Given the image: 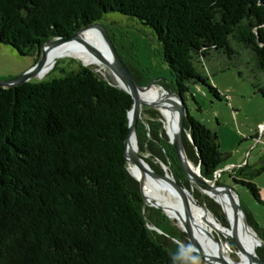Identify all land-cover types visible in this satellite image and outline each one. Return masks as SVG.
<instances>
[{
    "label": "trees",
    "instance_id": "16d2710c",
    "mask_svg": "<svg viewBox=\"0 0 264 264\" xmlns=\"http://www.w3.org/2000/svg\"><path fill=\"white\" fill-rule=\"evenodd\" d=\"M107 12L153 29L170 74L164 86L184 102L190 84L219 97L200 70L212 51L230 65L248 56L264 72V0H0V43L28 54L50 38L102 23ZM67 59L75 66L61 69L60 77L0 87V264H194L199 255L188 249L185 233L145 206L128 171L130 95L94 67ZM135 133L138 154L150 167L162 172L160 164L167 165L189 187L159 111L142 107ZM182 141L203 177L223 172L227 155L216 133L188 110ZM225 170L264 205L254 182L264 163ZM244 211L264 241V228ZM256 251L264 260V248Z\"/></svg>",
    "mask_w": 264,
    "mask_h": 264
},
{
    "label": "rangeland",
    "instance_id": "374dc122",
    "mask_svg": "<svg viewBox=\"0 0 264 264\" xmlns=\"http://www.w3.org/2000/svg\"><path fill=\"white\" fill-rule=\"evenodd\" d=\"M101 22L103 25L102 23L99 24L104 29L106 28L118 45L120 51V55H118L121 60L131 74L137 76L138 84L146 86L152 83V86L158 87L159 92L167 89L164 83L165 80L167 81L170 78L169 69L162 60L160 45L153 29L135 17L118 12L105 13ZM93 28L100 35L99 29L97 27ZM73 57L75 56L72 54L60 55L56 58L52 67L43 75H40L42 76L41 78L32 79L39 80L44 78L48 80L62 76L63 71L61 69L67 71L75 66L69 64L67 59ZM39 58L40 52L37 50L21 55L10 45L0 43V81L23 73L32 67ZM73 59L80 63L83 62L77 57ZM231 61L234 64H229L230 60L226 55L216 51L210 52L200 70L207 83L217 89L219 97L214 96L206 85L201 83L190 84L186 93L185 105L191 116L202 121L216 133L219 149L227 155L226 166L230 165L229 163L239 164L243 159L247 160L249 164L260 166L264 163V154H262L264 152V131L260 127L264 123V97L256 91L253 85L264 90V72L258 70L254 61L248 56L235 58V60L233 58ZM55 64H57L56 67L51 70ZM85 66L94 67L102 78L115 85L114 76L107 67L101 64H85ZM158 82H162V84ZM163 128L166 130L164 119ZM255 135H258L259 142L257 144H255L253 139ZM260 136L261 138L259 139ZM190 162L192 163V161ZM169 170H171L170 167H167L168 172ZM221 172L219 177H217L219 184L232 186L240 199L242 207L253 216L258 227L264 228V206L252 198L245 186L235 184L224 167ZM258 181L264 182V172H261L255 178V184ZM192 186L196 201L204 204L217 222L228 226V219L219 204L212 197L202 193L196 186ZM186 188L190 190V185ZM261 199L264 200L263 198ZM209 203H211L213 209L207 206ZM144 204L147 207L156 208L146 204L145 201ZM159 210L163 213L161 209ZM163 214L165 215V213ZM168 219L172 225L179 228L173 218ZM213 233L218 241L222 240L224 242L225 239L221 233L216 231H213ZM227 240L231 248H236L231 238L228 237ZM189 246L190 244L188 243ZM230 257L234 261L237 260V256L233 252L230 253Z\"/></svg>",
    "mask_w": 264,
    "mask_h": 264
},
{
    "label": "water",
    "instance_id": "95a60500",
    "mask_svg": "<svg viewBox=\"0 0 264 264\" xmlns=\"http://www.w3.org/2000/svg\"><path fill=\"white\" fill-rule=\"evenodd\" d=\"M97 27L100 31V35L107 47V50L109 51V56H105L104 54L96 51L92 46H90L87 42H83L82 38L80 37V34L82 31L88 29ZM80 41L85 45L86 50L91 53L95 58L97 59V62L105 67H107L114 78H118L121 81V85L115 84L118 88L124 90L127 92L132 100L131 106L127 110V119H128V131H127V137L124 140V158L125 161L128 164H132L135 167H138L141 171V174L139 176H135L131 174L135 180L138 182L140 193L142 196V199H144V194L142 192L143 187V178L144 174L148 173L152 178H162L168 181V183L171 184L172 188L174 189L175 193L178 195L181 206H182V216L177 221L179 223V228L185 233L186 239L190 246L188 249L192 252H195L199 255V259L196 261L197 264H216L215 260L216 257L209 251H207L206 247H203L202 245L198 244V242L195 240L194 232H202L199 225L193 220V217L189 211L188 202L192 200L191 196L188 195L186 187L178 183L175 178L171 175L170 172L166 170V167L163 163L160 164L162 168V172L154 171L150 165L144 161L139 154L134 153L130 150L129 142L130 139L133 137L136 140V133H135V126L138 119L141 118L142 114V107H152L157 109L160 114L163 116L161 109L164 105L160 103H151L145 99L140 98V92L147 89L148 87L152 86V83L142 86L138 84L136 79L133 77L127 66L124 64V62L121 60L120 56L117 54L111 40L108 37V34L106 33L104 27L99 24L98 22H94L88 25H85L81 28L76 29L71 35L62 37V36H56L54 38H50L46 40L41 47L39 48L40 52V58L39 60L32 65L28 70L24 71L23 73L16 75L14 77H11L6 80L0 81V87L7 88L12 86L20 85L24 82H27L31 80L32 78H41L42 76H39L38 73L42 70V68L47 63V56L48 52L65 42L68 41ZM75 58V57H73ZM56 60L52 63V65L55 63ZM81 64L85 65L83 62ZM52 65L50 67H52ZM162 93L168 94L172 96L173 99L165 98L168 100V102L173 104L172 108L176 109L177 112V122L176 127L173 130L172 135L170 136L168 132L165 130V134L168 137L169 142L173 146L176 156L178 158L179 164L186 175V178L188 181L190 179H194L199 184L204 185L205 187H208L209 189L217 192H224L228 199L230 200V204L232 207V212L236 218H239L240 224L244 232L248 233L254 240V249L253 254L248 255L249 260H254L257 264H264V260L260 258L257 254V248L261 247L264 248V241L260 239V237L256 234V232L249 226L247 217L245 214V211L243 207L240 205V200L235 192L234 188L230 185H223L216 182V179L213 177L212 179H207L203 177L200 174L199 166L197 165V174L192 173L191 169L188 167L187 160H189L185 154L184 145L182 141V133L184 130V122L185 117L187 114V107L185 105L184 100L180 96L178 92L171 91L168 89H163ZM170 173V174H169ZM220 174V171H219ZM196 204H200L196 201ZM153 207L161 209L163 213L165 211L163 208L158 207L156 205H151ZM165 215L170 218L169 215L165 213ZM174 218V217H173ZM171 219V218H170ZM205 232V231H204ZM205 234V233H204ZM209 235L208 233H206ZM211 237V235H209ZM231 241L233 242L234 246L236 248H241L237 238L232 235ZM219 259V258H218ZM223 264H230L224 261L222 258L219 259Z\"/></svg>",
    "mask_w": 264,
    "mask_h": 264
},
{
    "label": "bare ground",
    "instance_id": "6f19581e",
    "mask_svg": "<svg viewBox=\"0 0 264 264\" xmlns=\"http://www.w3.org/2000/svg\"><path fill=\"white\" fill-rule=\"evenodd\" d=\"M94 28H88L81 32L80 37L83 42H87L92 46L96 51L109 56V51L99 33L94 31ZM63 54H72L78 59L82 60L85 64H95L98 65L97 59L91 53L86 50L85 45L80 41H68L61 45H58L52 48L48 52L47 63L38 73V75H43L51 67L52 63L56 58ZM115 84L121 85V81L118 78H113ZM140 98L145 99L151 103H160L163 106L161 112L163 114L164 126L168 134L171 136L173 130L176 127L177 122V112L171 106V103L168 102L165 98H172V96L159 92L158 87L150 86L147 89L140 92ZM130 150L138 154V144L137 139L131 138L129 142ZM140 157L145 161V159L140 155ZM188 167L191 169L192 173L197 174V168L189 160H187ZM166 167V165H165ZM128 169L131 174L139 176L141 171L138 167L128 164ZM167 170V167H166ZM189 185L190 190H187L189 196H191L194 202L189 201L188 207L189 211L193 217V220L199 225L202 232H194V238L198 244L206 247L207 251L215 255L216 264H223L219 259L222 258L224 261L230 264H257L254 260H249L248 255L253 254L254 249V240L253 238L241 227L239 218H236L232 212V207L228 196L224 192H217L205 187L204 185L199 184L194 179H190ZM196 186L202 193L207 194L209 197H212L220 206L222 212L227 217L228 226L217 222L215 217L209 212V210L204 206V204H196V199L193 195V186ZM142 192L144 194V201L148 205H156L163 208L165 213L173 218L175 223H178L182 216V206L178 195L175 193L171 184L168 183L165 179L162 178H152L148 173L144 174L143 178V187ZM177 218V219H175ZM230 228V229H229ZM205 231V232H204ZM213 231L221 233L224 237V242L214 236ZM205 233V234H204ZM211 237H209V235ZM234 235L241 248H231L228 244L227 238H231ZM233 252L237 256V260L234 261L230 257V253ZM219 258V259H218Z\"/></svg>",
    "mask_w": 264,
    "mask_h": 264
},
{
    "label": "crops",
    "instance_id": "0c3cea01",
    "mask_svg": "<svg viewBox=\"0 0 264 264\" xmlns=\"http://www.w3.org/2000/svg\"><path fill=\"white\" fill-rule=\"evenodd\" d=\"M261 136H262V134H261ZM261 136L259 137V139L261 138ZM253 139L255 140V144H257L258 142H259V140H258V135L256 136H254L253 137ZM261 153V152H260ZM245 162H247L248 163V161L247 160H242L239 164H233V163H229V164H231V165H242V164H244ZM253 165H255V164H253ZM264 172V171H263ZM256 185H257V187H258V191H259V195H260V197L261 198H263L264 199V182H260V181H258V182H256ZM264 201V200H263ZM262 205V204H261ZM262 206H264V205H262Z\"/></svg>",
    "mask_w": 264,
    "mask_h": 264
},
{
    "label": "built area",
    "instance_id": "2783aa9c",
    "mask_svg": "<svg viewBox=\"0 0 264 264\" xmlns=\"http://www.w3.org/2000/svg\"><path fill=\"white\" fill-rule=\"evenodd\" d=\"M260 127H262L261 129H263V131H264V123ZM231 167H233V165L230 164V165L225 166L224 169H230ZM219 175H220L219 171H216L214 173V178L216 179Z\"/></svg>",
    "mask_w": 264,
    "mask_h": 264
},
{
    "label": "flooded vegetation",
    "instance_id": "af4514ba",
    "mask_svg": "<svg viewBox=\"0 0 264 264\" xmlns=\"http://www.w3.org/2000/svg\"><path fill=\"white\" fill-rule=\"evenodd\" d=\"M209 212H210V211H209ZM198 259H199V258H198ZM198 259H197V260H198ZM197 260H196V261H197ZM196 261H194V264H197Z\"/></svg>",
    "mask_w": 264,
    "mask_h": 264
}]
</instances>
